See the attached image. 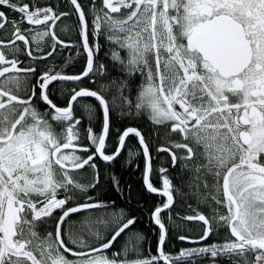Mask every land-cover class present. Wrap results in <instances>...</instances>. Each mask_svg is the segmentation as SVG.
Segmentation results:
<instances>
[{
  "label": "snow or ice",
  "instance_id": "6c2138e0",
  "mask_svg": "<svg viewBox=\"0 0 264 264\" xmlns=\"http://www.w3.org/2000/svg\"><path fill=\"white\" fill-rule=\"evenodd\" d=\"M0 32V264H264V0H0ZM125 150L156 254L101 174Z\"/></svg>",
  "mask_w": 264,
  "mask_h": 264
},
{
  "label": "trees",
  "instance_id": "16d2710c",
  "mask_svg": "<svg viewBox=\"0 0 264 264\" xmlns=\"http://www.w3.org/2000/svg\"><path fill=\"white\" fill-rule=\"evenodd\" d=\"M63 3V0H61ZM81 3L86 4L87 0H80ZM63 10L67 11L68 8L65 7ZM75 16L69 18L68 20L65 21V23L71 24L75 22ZM58 34L61 36L62 39L64 40H74L75 37L69 32L68 34L60 33L58 30ZM69 55H75V51L72 50L71 52L69 50H64L62 55H58L55 59L56 64H63L64 63V58L68 57ZM106 61V60H105ZM82 69V61H77L74 62L73 64H70L65 71H67L69 74H74L76 72H79ZM118 75V74H117ZM114 75V76H117ZM87 83V81L85 82ZM138 85V84H137ZM91 86V85H89ZM55 88V95L53 96V99L55 102L60 104V106H66V102L63 97L60 96L59 93V88L62 87V85L59 84H54L52 86ZM63 87H71L70 84L68 85H63ZM85 102L89 103H96L94 101V98H84ZM79 114H82V110L80 111ZM137 124L140 125L142 129H148L150 127V124L145 121V119L138 121V122H128L125 121L123 123V127L127 126H137ZM123 127L121 130H123ZM112 141H114V137L111 138ZM128 147L133 148L135 150L138 148V144L136 142L135 137H130L127 141ZM128 159L127 156V150L123 153V155L120 157L118 162L112 166L111 169H104L103 167L101 168V174L102 176H106L109 172L115 171L116 175L120 178L121 184L122 185H131L132 188V209L134 215L139 217V222L136 225V229L143 231L146 236H147V242L145 243V248L148 247V245L152 246V253L156 254V249H155V235L150 230L149 226V221H148V216L149 212L154 206L159 203L160 197L152 194H148L147 192L143 191L142 188V172H143V157L142 155H138L134 160L131 165H125L124 161ZM165 160V159H164ZM163 161V160H162ZM139 165V168L136 167V165ZM154 182H156L157 187H159V182H158V176H153ZM101 196L107 198L108 200H114L116 201V208L119 209L121 207H125V200L123 197H121L118 193H116L114 190H112L107 183L102 185V191L100 193ZM139 201V204L136 202ZM142 205V207H141ZM76 215L73 216L74 220H77ZM79 219V217H78ZM198 229L195 228L194 224L192 222H188L187 225L183 228L182 234L185 235H197ZM222 238V237H221ZM215 240L216 237H213ZM211 242V241H209ZM193 245H190L185 242H181L178 239H176L175 234H173L169 240L168 246H167V251L170 252H178L180 248L182 247H192ZM72 259V258H70ZM162 264V263H161ZM225 264L227 262L225 261Z\"/></svg>",
  "mask_w": 264,
  "mask_h": 264
},
{
  "label": "flooded vegetation",
  "instance_id": "af4514ba",
  "mask_svg": "<svg viewBox=\"0 0 264 264\" xmlns=\"http://www.w3.org/2000/svg\"><path fill=\"white\" fill-rule=\"evenodd\" d=\"M2 35H4V33L0 32V36H2ZM66 41H67V40H66ZM101 57H102L103 59H105L107 63H109V64L111 63V61H107V58L104 57L103 52H101ZM117 74H118V73H117L116 71H112V73H111L112 76L117 75ZM139 82H140V80H139V76L137 75V77L135 78V83H136V84H139ZM144 119H145L146 122H148L146 117H145ZM148 123H149V122H148ZM153 155H154V156L156 155V153H155V149H153ZM164 159H165V160H164ZM162 160H163V161H170V157H168L166 154H161L160 159L154 161V165H155L156 167H159V165H160V163H161ZM88 178H89V179L91 178V177H90V174H89ZM75 218L78 219V216L76 215ZM117 247H119V244H117ZM161 263H162V262H161ZM162 264H163V263H162Z\"/></svg>",
  "mask_w": 264,
  "mask_h": 264
},
{
  "label": "bare ground",
  "instance_id": "6f19581e",
  "mask_svg": "<svg viewBox=\"0 0 264 264\" xmlns=\"http://www.w3.org/2000/svg\"><path fill=\"white\" fill-rule=\"evenodd\" d=\"M186 243V242H185ZM163 263V262H162Z\"/></svg>",
  "mask_w": 264,
  "mask_h": 264
}]
</instances>
